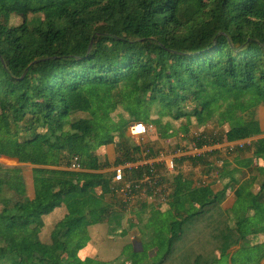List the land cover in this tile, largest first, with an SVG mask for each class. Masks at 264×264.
<instances>
[{
	"label": "trees",
	"instance_id": "1",
	"mask_svg": "<svg viewBox=\"0 0 264 264\" xmlns=\"http://www.w3.org/2000/svg\"><path fill=\"white\" fill-rule=\"evenodd\" d=\"M262 108L264 0H0V159L22 165L0 164V264L126 263V252L112 262L80 258L89 227L107 221V238H120L128 206L111 194L109 170L138 161L127 142L114 159L103 158L102 146L122 145L135 123L168 138L169 120L198 148L246 142L181 163L246 151L261 159L264 176ZM73 161L83 172L65 170ZM241 179L225 169L218 194L179 181L170 236L158 231L149 242L152 264H217L242 250L248 237L222 208ZM244 187L239 202L264 205V181ZM128 223L137 224L133 216Z\"/></svg>",
	"mask_w": 264,
	"mask_h": 264
},
{
	"label": "crops",
	"instance_id": "2",
	"mask_svg": "<svg viewBox=\"0 0 264 264\" xmlns=\"http://www.w3.org/2000/svg\"><path fill=\"white\" fill-rule=\"evenodd\" d=\"M259 118L261 122V128L264 131V108L261 109L259 113ZM124 134L126 137L128 136L127 129L124 131ZM249 143L250 141L248 142V144ZM234 145L235 144H226L215 147V149L221 150V148L227 146L233 147ZM144 146L147 147L150 145L144 143ZM20 147L22 149H25L27 147V142L26 143L21 142ZM151 148L154 147L151 146ZM204 156H206V153L205 155L199 158H203ZM0 164L7 168H16L22 166L17 161L5 159V158L0 159ZM261 165H262L261 159L254 157L252 153L245 151L244 153L234 152L233 154H229L226 153V151L225 152L222 151L221 159L218 158L217 160L216 158H210L208 162L205 163L204 165L201 163L199 164V166L202 169L200 170L199 177L196 176L197 174L195 170L194 171L189 170L184 173L183 179L186 180L191 178L192 181L194 182L193 185L194 188H198L196 182H199L204 185L202 188L209 187L215 194H218L224 189L223 171H225V169L239 170L242 178L241 183L240 185L232 189L231 193L227 196L222 206L223 210L227 211L228 213L235 212L241 210L242 205H244L241 202H239L236 198V192L237 190H239V187L240 188L244 187V185L247 184L248 188L251 191L255 189L258 190L261 187L264 181V176H262L260 173ZM27 168L30 169L31 167L28 166ZM109 171H112V169ZM91 172L104 173L106 171H102V172L91 171ZM25 175L30 179V172L26 173ZM171 183L172 182L170 179L169 181L166 182L167 188ZM30 184L31 182L29 181V185L27 187L28 189L27 198L32 199L33 190ZM180 185L181 184L178 183L179 190L181 187ZM30 191L32 192V194H30ZM92 192L98 197L104 196L102 187L100 186L95 187ZM189 193L190 192H187L185 194L187 200L191 198L190 197L191 195ZM173 204H174L173 201L167 205L164 204L162 205V203H152V202L143 203L142 206L140 208L139 207L136 208L134 213L131 215V217L133 216L135 218L137 223L135 225L136 226L135 228L131 227V224L128 223V218H130V216H128V214L125 213L124 218L121 220V226L123 227V230L120 234L119 239L107 238V234L109 230V225L107 221H103L95 226L89 227L88 229V234L90 236L89 238L92 240V244H95V239H96L99 240L100 243L102 244L107 243L113 245L112 248L105 246L106 248L104 249L102 248L101 250V252H103L102 255L104 256L103 258H105V262H106V258L107 260L108 259L116 260L123 254V252H127L129 254L128 256H126L127 259L126 264H130L132 262H145L146 260L153 258L156 254L155 250L152 249V246L150 247L149 245V242H153L154 244V242L156 243L158 241V238H160V237H156L159 231L158 230L159 225L158 223H156V219L159 215L167 213L171 209V205ZM105 205L106 207L116 206L111 202L110 203L106 202ZM244 206L249 212L248 215L246 216L247 219L243 220V218L239 216L237 218V221L233 224L240 225L242 233L244 234L246 230L247 232L244 235L249 237L250 235L256 234L255 228L258 225H264V205L263 204L257 205L256 210H252L250 207L246 205ZM163 234L164 233H162V235ZM91 251H92L91 248H88L86 246L85 249L81 252L82 254L80 255V258L88 259V256H90ZM98 260L104 262L103 259H98Z\"/></svg>",
	"mask_w": 264,
	"mask_h": 264
},
{
	"label": "built area",
	"instance_id": "3",
	"mask_svg": "<svg viewBox=\"0 0 264 264\" xmlns=\"http://www.w3.org/2000/svg\"><path fill=\"white\" fill-rule=\"evenodd\" d=\"M149 133L148 127L144 124L135 123L127 128L128 138H131L143 151L136 153L138 161L134 164L127 163L112 169L115 173L113 180L114 192L111 193L114 198L120 199L123 204L127 205L126 214L131 215L136 210V205L141 203H162L167 205L170 202L177 204L175 193L178 190V181L183 178L186 171H196L199 177L201 167L199 164L193 166L189 162L181 161L188 157H202L206 152L212 151L215 147L198 148L195 143L185 142L186 136L181 135L180 140L185 144L183 147H176L174 150L159 151L154 157H148L150 152L144 146V139ZM246 142H239L236 146L242 148ZM234 145V146H235ZM218 147V146H217ZM65 170L73 173L83 172L80 163L73 161ZM126 170L141 171L138 178L125 177ZM173 178L177 183L171 189H168L164 180ZM197 187L204 185L196 182ZM202 185V186H201ZM179 203V202H178Z\"/></svg>",
	"mask_w": 264,
	"mask_h": 264
},
{
	"label": "rangeland",
	"instance_id": "4",
	"mask_svg": "<svg viewBox=\"0 0 264 264\" xmlns=\"http://www.w3.org/2000/svg\"><path fill=\"white\" fill-rule=\"evenodd\" d=\"M13 22H15V19H13ZM177 127H178L177 123H175V122L173 123L169 120H166V130L165 131H166L167 135H169V137L165 138V139L160 138L158 133L153 128H151V129L148 128L149 133L145 137L143 143L154 147L155 153H158L159 151L164 152V151L174 150L177 147V145L180 142H182V141H180V138L177 137V135H178V133L176 132ZM175 133H176V137L174 136ZM122 139H123L122 145L120 142L121 139H118L117 145H109V146L104 145V146H102L101 150L103 151V154H104L103 158L109 157L110 159H114V156H115L118 148H121V146H123V144H125L124 142H127L131 146H134V150L136 153H140L143 151L144 147L141 148V150H139L140 148L137 145H135V142L133 140H131V138H127L126 136H124ZM182 144L184 145L183 142H182ZM169 178H170L172 183L169 185L168 188L171 189L174 186V184L177 183V180L174 181L173 178H171V177H169ZM167 181H169L168 178H166L164 180L165 184ZM30 194H32L31 191H30ZM188 199H189V197H188ZM188 201H191V198ZM241 210H244L245 212H247V213H245V217H246L249 212L247 210H245L243 207ZM241 210L235 211V212H229V214L231 216L232 223H235L239 216L241 217V214H243V212H244ZM175 219H176V217L174 216L171 209L167 213H164V214L159 215L157 217L156 223H158V225H159L158 230L161 233H164L162 235L164 238H169V236H170V234H169L170 225L172 224V222ZM257 229L259 230V232H257L255 235H250L238 247L242 250L244 248L243 251L242 250L239 251V250L235 249L236 251H233L230 254L228 252L227 255L224 254L222 256V259L217 264H263L264 261H262V259L264 258V225H258ZM246 232L247 231L245 230L244 234H246ZM257 244H258V246H256ZM86 246L88 248H91V250H92L90 256H88V259H91V260L103 259L104 262H105V258H103L104 257L102 255L103 252H101L102 248L103 249L106 248L105 246H108L109 248L113 247L112 244H107V243L102 244V243H100L99 240H96V239H95V244H92V240L89 239V242L87 243ZM119 247H121V246H119ZM81 254L82 253H80V255ZM128 255L129 254L126 252V254L124 256V259L126 261H127L126 256H128ZM110 261L112 262L113 260H111V259L107 260V258H106V262H110ZM122 262H123V259H122V261H119L118 263L121 264ZM152 262H153V260H146L145 262H143V264H152ZM122 264H126V263L123 262Z\"/></svg>",
	"mask_w": 264,
	"mask_h": 264
},
{
	"label": "water",
	"instance_id": "5",
	"mask_svg": "<svg viewBox=\"0 0 264 264\" xmlns=\"http://www.w3.org/2000/svg\"><path fill=\"white\" fill-rule=\"evenodd\" d=\"M92 45L90 46V49H91Z\"/></svg>",
	"mask_w": 264,
	"mask_h": 264
}]
</instances>
